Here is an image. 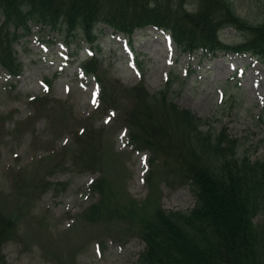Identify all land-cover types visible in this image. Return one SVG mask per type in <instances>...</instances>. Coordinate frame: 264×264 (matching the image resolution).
<instances>
[{"label": "rangeland", "instance_id": "rangeland-1", "mask_svg": "<svg viewBox=\"0 0 264 264\" xmlns=\"http://www.w3.org/2000/svg\"><path fill=\"white\" fill-rule=\"evenodd\" d=\"M232 1L253 21L263 15L255 0ZM222 38L234 42L242 34L228 28ZM16 48L21 75L9 76L0 67V211L17 228L3 246L5 264H56L57 258L67 264H136L144 243L126 220L89 225L77 218L97 200L89 186L100 176L121 203L134 199L140 204L156 190L154 199L166 210L193 206L188 184L163 179L166 173L158 162L150 164L149 151H133L129 145L121 114L129 89L138 83L153 92L168 73L179 76L171 92L178 105L209 118L213 130L225 128L237 137L240 153L247 150L254 157L264 152V143L259 147L264 65L249 55L182 53L166 32L153 26L127 37L99 25L95 44L82 41L78 48L34 26ZM92 50L99 63L96 77L115 94L117 110L99 106V85L80 69ZM85 127L101 134L102 164L97 171L76 173L68 162L74 148L70 132ZM150 166L154 185L147 187ZM42 179L67 186L42 189Z\"/></svg>", "mask_w": 264, "mask_h": 264}, {"label": "trees", "instance_id": "trees-1", "mask_svg": "<svg viewBox=\"0 0 264 264\" xmlns=\"http://www.w3.org/2000/svg\"><path fill=\"white\" fill-rule=\"evenodd\" d=\"M255 1L263 12L256 21L239 13L232 0H0V66L9 75L21 74L16 44L33 25L57 32L68 44L85 40L90 45L97 39L99 25L128 36L155 25L168 30L184 52L202 51L204 56L215 51L245 52L264 64V0ZM226 28L242 38L227 42L221 36ZM98 64L96 56L86 58L81 63L83 73L96 76ZM97 80L100 106L117 110L115 94ZM179 81L171 73L156 91L142 83L131 87L121 120L132 149L149 151L150 164L163 167V179L190 186L193 206L166 210L159 198L154 199L156 190L140 204L134 199L121 203L100 176L89 186L97 200L77 218L89 225L126 220L144 243L136 264H264V152L254 157L247 150L240 153L237 137L225 128L213 130L209 118L178 105L171 92ZM70 133L71 169L97 171L102 164L101 134L87 127ZM263 143L264 138L259 147ZM150 169L145 178L148 187L154 185ZM66 186L46 179L38 182L42 189ZM16 235L14 220L0 211V264L6 263L4 244ZM55 263L67 264L59 258Z\"/></svg>", "mask_w": 264, "mask_h": 264}]
</instances>
